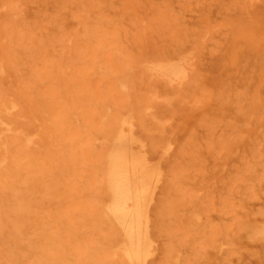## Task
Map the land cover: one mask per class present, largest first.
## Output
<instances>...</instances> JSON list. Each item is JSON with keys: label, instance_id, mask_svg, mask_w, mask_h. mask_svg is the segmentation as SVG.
<instances>
[{"label": "bare ground", "instance_id": "bare-ground-1", "mask_svg": "<svg viewBox=\"0 0 264 264\" xmlns=\"http://www.w3.org/2000/svg\"><path fill=\"white\" fill-rule=\"evenodd\" d=\"M132 1L0 0V264H264V0Z\"/></svg>", "mask_w": 264, "mask_h": 264}, {"label": "rangeland", "instance_id": "rangeland-1", "mask_svg": "<svg viewBox=\"0 0 264 264\" xmlns=\"http://www.w3.org/2000/svg\"><path fill=\"white\" fill-rule=\"evenodd\" d=\"M114 1V8H115V12H119L120 11V4L122 0H113ZM148 1V0H147ZM147 1H139L136 5V2L135 0L132 1L131 5H130V10L128 12V16L130 13L133 14V19L135 21V25H136V20L140 17H143L144 16V12H145V9L148 7L147 5ZM222 0H207V2L209 4H214L212 5V9H211V20H210V25L211 27L213 28H218L219 25L221 24V21L219 20L222 16H220L218 13H217V10L219 8V5L218 3L221 2ZM171 2L173 3L174 6H180V5H185V6H192L194 4V2L192 0H187L186 2H184V0H149V3L151 4H154L155 6L157 7H163L165 6V4H171ZM224 3H229V1H225ZM264 9V8H263ZM165 11V10H163ZM134 12H136L134 14ZM260 13L264 15V10H260ZM122 18H125V16H122ZM129 24H125L124 25V28L127 29V28H131L132 26L130 25L131 22L128 21ZM215 25H217L216 27H214ZM167 27H170L171 30H172V33H174V36L178 35L179 33H181V31H179V28L176 26L175 28H173L172 25H168V26H165V29Z\"/></svg>", "mask_w": 264, "mask_h": 264}]
</instances>
